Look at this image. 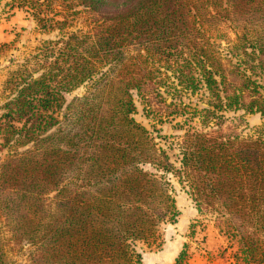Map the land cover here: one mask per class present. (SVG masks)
<instances>
[{
  "label": "rangeland",
  "instance_id": "1",
  "mask_svg": "<svg viewBox=\"0 0 264 264\" xmlns=\"http://www.w3.org/2000/svg\"><path fill=\"white\" fill-rule=\"evenodd\" d=\"M66 1L0 0V174L3 164L18 161L30 153L34 158L29 164L40 162L45 137L73 132L75 112L85 107V100L97 97L106 82H116L118 76L138 83L137 89L129 90L134 107L129 117L146 129L158 159L166 157L175 168L180 166L183 139L193 131L238 140L264 138V115L221 106L204 84L199 66L204 64L206 69L212 70L217 82L224 79L227 91L222 83L218 85L222 103L224 96L233 90L231 86L239 89L240 80L245 77L253 81L255 87L253 83L250 86L255 95H264V47L258 51L264 44L260 41L264 40V0H173L165 13L171 14L172 9L180 8L183 14H171L165 30L174 35L183 34L194 44L190 41L188 47L163 54L147 53L146 43L136 42L120 47L116 57L99 52L87 58L90 70L83 81L59 89L56 80L48 78L51 70L48 65L55 59L61 61L59 54L66 51V42L71 41L72 46L77 47L73 56L87 57L82 49L89 41L105 29L119 11L134 8L137 0H112L96 12L77 0ZM38 19L60 23L56 25L47 20L42 27ZM245 53L255 58L249 59ZM261 60L263 64L259 65ZM42 78L50 94L53 96L56 92V101L45 110L33 101L32 111L38 121L32 130L33 138L26 142L30 134L24 136V133L31 121L14 118L8 104L24 85ZM248 95L245 91L244 96ZM104 101L96 103L102 102L104 108ZM111 108L117 115L114 104ZM77 146L83 148L82 143ZM94 147L95 144L85 147V153L90 154ZM74 161L76 163V157ZM142 168L163 177L175 205L173 220L159 226L155 242L134 243L142 264H172L181 251L184 253L182 264H243L241 257L247 250L238 234L243 227L238 232V222L227 220V217L235 220L234 217L223 214L221 209L199 207L189 185L176 174L148 164ZM63 176L65 180L55 188L46 189L42 195L44 210H47L43 224L50 220L62 188H86L80 167L64 172ZM1 188L3 261L5 264H33L38 255V240L13 237L2 203L13 190ZM248 231L254 232L261 242L260 249L254 251L255 257L264 260V228L254 230L249 224Z\"/></svg>",
  "mask_w": 264,
  "mask_h": 264
},
{
  "label": "trees",
  "instance_id": "2",
  "mask_svg": "<svg viewBox=\"0 0 264 264\" xmlns=\"http://www.w3.org/2000/svg\"><path fill=\"white\" fill-rule=\"evenodd\" d=\"M77 1L96 12L112 0ZM171 1L137 0L134 8L119 11L82 49L87 57L73 56L77 47L67 41L66 51L59 54L61 61L55 59L48 65L51 69L48 78L56 80L59 89L77 84L90 70L88 57H95L99 52L116 57L118 49L131 42L146 43V52L151 54L188 47L190 41L194 44L183 34L174 35L165 30L171 14H183L180 8L172 9L171 14L165 13ZM47 20L38 19L42 27ZM263 47L264 44L260 45L258 51ZM262 64L261 60L259 65ZM199 66L204 84L221 106L264 115V95H255L250 86L253 81L248 77L240 80L239 89L231 86L233 90L224 96L222 103L218 85L222 83L227 91L224 79L217 82L212 70L204 64ZM138 87L132 78L121 76L116 82H106L97 97L85 100V107L75 112L73 132L45 137L40 162L29 164L34 158L30 153L18 161L3 164L1 189L13 190L2 202L13 237L38 240V255L33 264H142L134 243L155 242L159 226L173 220L175 215L167 183L161 175L142 168L148 164L183 179L199 207L221 209L223 214L234 217L235 220L229 217L227 220L238 222V232L243 227L238 233L240 243L247 250L241 257L243 264H264L254 253L260 249L261 242L254 232L248 231L249 224L254 230L264 228V138L238 140L193 131L183 139L180 166L175 168L166 157L158 159L146 129L129 117L134 110L129 90ZM48 90L44 78L34 79L8 104L14 118L31 121L24 133V136L30 134L26 142L33 138L32 130L38 121L32 111L33 101L43 110L56 101V92L52 96ZM245 91L248 97L244 96ZM101 99H105L104 108L102 102L96 103ZM113 104L118 109L117 115L111 108ZM79 143L82 149H78ZM93 144L94 150L86 154L84 148ZM76 167L82 170L86 188H62L50 220L43 224L42 219L47 216L42 199L44 191L57 187L65 180L64 172ZM183 256V251L179 252L172 264H182ZM0 264H5L1 251Z\"/></svg>",
  "mask_w": 264,
  "mask_h": 264
},
{
  "label": "crops",
  "instance_id": "3",
  "mask_svg": "<svg viewBox=\"0 0 264 264\" xmlns=\"http://www.w3.org/2000/svg\"><path fill=\"white\" fill-rule=\"evenodd\" d=\"M160 260V259H159Z\"/></svg>",
  "mask_w": 264,
  "mask_h": 264
}]
</instances>
